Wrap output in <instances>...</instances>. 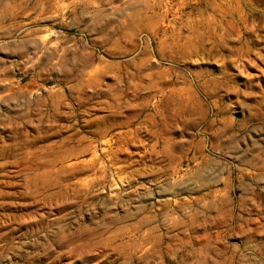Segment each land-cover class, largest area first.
Listing matches in <instances>:
<instances>
[{
  "label": "rangeland",
  "instance_id": "rangeland-1",
  "mask_svg": "<svg viewBox=\"0 0 264 264\" xmlns=\"http://www.w3.org/2000/svg\"><path fill=\"white\" fill-rule=\"evenodd\" d=\"M0 264H264V0H0Z\"/></svg>",
  "mask_w": 264,
  "mask_h": 264
}]
</instances>
